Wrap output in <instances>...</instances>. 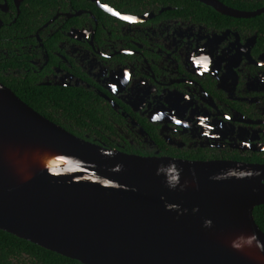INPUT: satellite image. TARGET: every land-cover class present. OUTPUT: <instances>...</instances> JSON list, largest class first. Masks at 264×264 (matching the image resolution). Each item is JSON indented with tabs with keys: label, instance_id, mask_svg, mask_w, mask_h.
<instances>
[{
	"label": "flooded vegetation",
	"instance_id": "1",
	"mask_svg": "<svg viewBox=\"0 0 264 264\" xmlns=\"http://www.w3.org/2000/svg\"><path fill=\"white\" fill-rule=\"evenodd\" d=\"M206 6L0 0V82L40 89L44 117L106 148L264 164V11Z\"/></svg>",
	"mask_w": 264,
	"mask_h": 264
},
{
	"label": "water",
	"instance_id": "2",
	"mask_svg": "<svg viewBox=\"0 0 264 264\" xmlns=\"http://www.w3.org/2000/svg\"><path fill=\"white\" fill-rule=\"evenodd\" d=\"M261 204L264 164L106 148L0 82L1 230L84 264H264Z\"/></svg>",
	"mask_w": 264,
	"mask_h": 264
},
{
	"label": "trees",
	"instance_id": "3",
	"mask_svg": "<svg viewBox=\"0 0 264 264\" xmlns=\"http://www.w3.org/2000/svg\"><path fill=\"white\" fill-rule=\"evenodd\" d=\"M40 1L47 0H30L31 7H38ZM231 6L238 8L252 9L260 6V3L254 1L253 5L249 4V0H221ZM199 3V2H198ZM209 8V6H206ZM210 9V8H209ZM211 10H213L211 8ZM31 13H33L31 11ZM253 21L255 27H260L262 20L247 19ZM24 102L30 105L40 114H43L44 109H41L42 95L40 89H35L17 83L10 84L4 78H1ZM49 97L55 94L49 93ZM254 218L259 227L264 231V204L258 205L253 210ZM0 264H84L76 259L66 257L57 252L43 248L26 239L19 238L5 230L0 229Z\"/></svg>",
	"mask_w": 264,
	"mask_h": 264
}]
</instances>
